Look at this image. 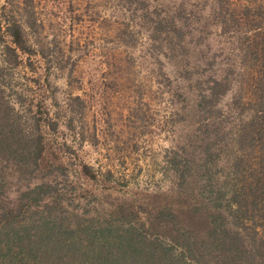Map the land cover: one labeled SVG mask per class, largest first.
Instances as JSON below:
<instances>
[{
    "label": "rangeland",
    "instance_id": "1",
    "mask_svg": "<svg viewBox=\"0 0 264 264\" xmlns=\"http://www.w3.org/2000/svg\"><path fill=\"white\" fill-rule=\"evenodd\" d=\"M3 14L33 46L26 74L39 80L34 90L52 124L38 166L0 147V229L19 224L21 244L33 243L43 223L55 221L95 234H78L92 252L118 234L176 255L165 225L182 219L206 237L208 218L185 215L216 209L215 186L227 198L236 153L230 132L248 109L228 112L226 92L204 132L209 115L198 100L208 77L224 74L232 86L250 65L251 57L240 59L243 26L223 25L211 0H6ZM105 243L100 253L111 254ZM10 249L0 258L19 247Z\"/></svg>",
    "mask_w": 264,
    "mask_h": 264
},
{
    "label": "trees",
    "instance_id": "2",
    "mask_svg": "<svg viewBox=\"0 0 264 264\" xmlns=\"http://www.w3.org/2000/svg\"><path fill=\"white\" fill-rule=\"evenodd\" d=\"M4 1L0 4V147L6 157L30 158L38 166L45 152L44 131L52 120L43 99L34 90L41 86L39 80L26 74L33 69L29 58L33 46L16 20L3 17ZM211 1L223 25L231 22L243 26L240 59L244 62L251 57V63L241 69L232 86L224 74L208 77L207 89L199 96L201 108L209 115L201 122L204 132L209 127L210 112L217 109L215 102L226 92L230 93L228 112L234 108L245 111V106L248 109L245 116L236 119L230 132L229 141L236 153L230 158L233 178L227 198L222 200L220 187L215 186L211 201L217 204L216 209L207 211L204 218L194 209L187 210L185 215L204 221L208 218L207 236L195 237L192 227L182 219L178 227L165 225L180 246L176 255L170 254L169 247L158 251L151 242L140 245L129 238L120 239L118 234L104 238L101 249L92 252L86 244H81L83 239L78 234L84 231L79 232L77 227L62 226L52 220L53 223H43L33 243L27 237L21 244L24 235L19 224H13L0 229V237L6 238L0 239V251L11 250L14 245L19 249L1 257L0 264H45L43 261L48 264H202L208 258L211 264H264V0ZM80 168L87 178L96 177L90 166L81 164ZM221 202L226 207L224 213L219 209ZM10 212L11 209L7 210ZM166 212L172 218L178 216ZM84 234L96 238L93 233ZM105 242L111 254L100 253ZM31 253L36 260L26 256Z\"/></svg>",
    "mask_w": 264,
    "mask_h": 264
}]
</instances>
